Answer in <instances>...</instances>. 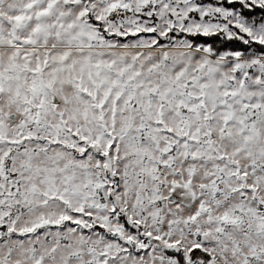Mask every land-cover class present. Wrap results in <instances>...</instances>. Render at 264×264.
Listing matches in <instances>:
<instances>
[{
  "label": "snow or ice",
  "instance_id": "6c2138e0",
  "mask_svg": "<svg viewBox=\"0 0 264 264\" xmlns=\"http://www.w3.org/2000/svg\"><path fill=\"white\" fill-rule=\"evenodd\" d=\"M0 264H264V0H0Z\"/></svg>",
  "mask_w": 264,
  "mask_h": 264
}]
</instances>
